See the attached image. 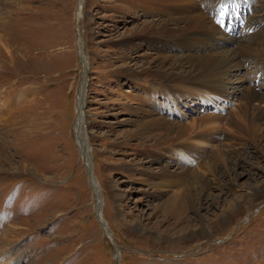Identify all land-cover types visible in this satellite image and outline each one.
I'll list each match as a JSON object with an SVG mask.
<instances>
[{"label": "rangeland", "instance_id": "rangeland-1", "mask_svg": "<svg viewBox=\"0 0 264 264\" xmlns=\"http://www.w3.org/2000/svg\"><path fill=\"white\" fill-rule=\"evenodd\" d=\"M78 4L0 0V264H264V156L255 148L264 140L244 137L219 152L212 138L228 144L237 136L225 122L238 120L239 103L189 84L226 49L245 57V75H225L222 84L264 83L257 51L231 43L264 41V0H84L80 19ZM237 8L244 13L230 14ZM213 27L231 38L201 50L218 37ZM81 57L88 165L76 132ZM255 106L264 114L263 104ZM205 116L214 120L206 133L212 142L201 134L188 142L216 153L217 177L166 144L153 146L156 136L143 130L162 119L199 133L204 127L194 124ZM85 166L101 190V219L118 258L95 218ZM178 167L188 190L154 177ZM225 214L230 220L218 226Z\"/></svg>", "mask_w": 264, "mask_h": 264}, {"label": "bare ground", "instance_id": "bare-ground-1", "mask_svg": "<svg viewBox=\"0 0 264 264\" xmlns=\"http://www.w3.org/2000/svg\"><path fill=\"white\" fill-rule=\"evenodd\" d=\"M83 4H84V0H79L78 9L76 11L77 15H78L77 17L79 19L82 16ZM243 4H244L245 10H247V11H248V9L250 10L251 4L250 5H248V4L245 5V3H243ZM240 9H242L241 12L244 13L243 8H237L235 10L233 9V11L231 13L229 11V13L235 15L234 12L237 13V11ZM1 16H2V14H0V22H3L2 21L3 18ZM237 17L238 18L235 21H237L240 18V15H237ZM262 17H264V14ZM262 20H263V18H262ZM233 23H232V25H233ZM187 25H188V27H190L191 23H187ZM247 25L251 26V24H247ZM190 28H192V27H190ZM257 30H258V28H257ZM260 31H261L260 37H262L264 35V32H263L264 31V25H262V24L260 25ZM213 32H214V34L218 35V37L217 38H216V36H215V38L213 37L214 39H212V42L210 40V42L208 44L209 46H207V45L201 46L200 47L201 50L206 49L208 51L210 49V47H211V50L215 47L220 48V47H222V45H220L219 43H222V41H226V40H224V38H226V37L231 38L230 35L226 36L220 30L216 29V31H215L214 27H213ZM256 35L257 34H255V36ZM210 37H212V36H210ZM205 39H206L205 35L198 36V37L193 39L192 45H194V46L200 45V43H202L203 40H205ZM214 40H217V41L213 42ZM263 40H264V36H263ZM239 41L241 42L240 49L245 48V51L247 54H249V52H253L252 49L257 51V53L259 55V59L257 60L258 61L257 65H260V62L262 64L264 63V41L260 42V44H259L260 47H259V45H257V47L252 46L250 44L252 39L246 40L245 38H233L231 43H233V42L236 43V45H235V47H236ZM226 51H227V53L223 54L224 55L223 57H225V58L221 59V60H216L217 58L215 59L214 57H210L208 55L209 56L208 59H211V61L208 62L209 65H207L205 67V69H203L202 74L199 72L201 75H198V76L195 75V78L193 76L194 80H192L191 82L186 81V79H184L183 77H182L183 79H181V81H182V83L189 82L190 87H193V89H194L193 91H196L197 94L207 92V94H210V95H218V97H223V98H227L230 100H237L238 101V103H239L238 109H240L239 110L240 116L238 117V120H236L230 116L229 119L226 120V122H225L226 125L228 124L235 131L237 129V131H238L237 136L232 137L233 141L232 142L230 141V143L227 142L228 144H224L222 142L224 140V137L222 135L218 134V135L214 136L212 139L214 140V142H216L218 144L217 149H219L220 147H222V149L224 147L231 149V148H233L232 147L233 145H236L237 143L244 141L246 137H248V139H250V140L252 139V141H256V142H258L257 140H260V144H261L262 141L264 140V134L260 133V137H259V134H257L259 131V128H257V127L259 126L260 123H262V122L264 123V114L259 109V107L255 106V104H258V105L263 104L264 105V95L262 94V91H261V88H264V83L260 82V81H255L256 80V77H255L253 79L245 81L246 84L241 86V87H238V88H228L225 86L226 82L224 84H222L221 78L225 77V75H229V76L233 75L235 77L238 76L240 78H242V75L243 76L245 75V74L241 73L242 71H244V70H242V63L241 62L245 59V57L243 60H240L237 57L238 55L235 54L236 50L234 51L232 49H230V50L226 49ZM201 53L204 56L205 53H203V52H201ZM221 53H223V50ZM221 53H217L215 56L219 57V55H221ZM78 55H80V54H78ZM248 56L246 58H248ZM261 57H262V59H261ZM82 61L84 62L85 60L82 59V57H81V62ZM82 67H83V70L85 71L86 70L85 62L83 63ZM181 68H182V66H181ZM239 71H241V72H239ZM257 72H260V70H257ZM257 75H260L262 81H264V76H262L261 73H259ZM167 90H168V95L172 94L174 92V90L170 89V88H168ZM193 91L190 93L191 95L194 94ZM77 94H78V97H77L78 117H77V124H76V129H77L76 132H77V137H79L78 142L80 144V149H81V152L83 155V159L85 160V164L88 165L89 164L88 148L86 147V144L83 142V139H84L83 138V136H84V134H83L84 133L83 132V117L84 116L82 114L83 112H82V89H81V85H80L79 92ZM257 111H260L261 113L258 112L259 113L258 114ZM217 119H221V118L217 117ZM212 121H214L212 119V116H205L204 118H201L199 122H196L198 124H194V125H195V127H204V128L201 129L199 131V133L193 132V134H190V133L187 134V132L185 131L184 128H180L182 126L178 127V126L174 125L175 127H173V125H172L173 123H171L169 121H163L162 119H158V122L149 121L150 123L148 122V124L145 125L143 130H144L146 135L154 133V135L156 136V139L153 138V140H154L153 146L159 145V146L163 147V145L166 144L165 145L166 147H168V148L170 147L174 151L178 152L179 156H183L186 159L193 160L196 163V165L198 164L201 167V169L203 168V171L205 170L207 174H209L213 177H217L219 173H217L214 169V166L218 162V160H217L218 157L216 156V153L212 152L211 154H206V150L204 148H197L194 145H192L190 142H188V139H191L192 135H194V134L200 135L201 134V137L198 138L200 141H204V143L205 142L211 143L212 141L208 140L207 131H208V126L210 125L209 123H211ZM163 122H165L167 124L164 125V124H162ZM260 127H261V124H260ZM192 128H193V126H192ZM260 130H262V129L260 128ZM251 131H253L252 134H251ZM255 132H256V135L254 137L253 135L255 134ZM238 135H240V136H238ZM218 137H221L220 141L215 140ZM147 138H148V136H147ZM1 141H0V143H2ZM254 145H255V142H254ZM261 146H264V143L261 144ZM255 148H256V150H259L260 153L264 156V147L259 148L258 143H257ZM176 152H174V153H176ZM219 152H221V149H219ZM228 160L229 159L226 158V161H228ZM187 165H189V164L187 163ZM177 169H178V172L177 171H171L169 169L168 170L164 169L163 170L164 172L162 171L163 172L162 174H160L158 176H154V177H155V179L161 178V182L163 179L164 182L166 183L167 187L172 188V189H176V191H177V189H183L184 191L188 190L190 185L187 184L188 181L186 180V177H185L187 175V173H186V171H183L184 167H178ZM88 170H89L88 174H90V175H88L89 185L92 187L94 194L96 195V200H97V203H96L97 207L95 206V208H94L95 214H97V216H98L97 218L102 220L101 219L102 215H101V211H100V197H101L102 193H101V190L99 188V185L96 183L94 178H92V175L90 172L91 169L88 168ZM190 177H192V176H190ZM229 220H230V216L225 214V215H223V217L217 219V221H218L217 224H218V226H223ZM4 264H6V263H4ZM12 264H15V263L13 262Z\"/></svg>", "mask_w": 264, "mask_h": 264}, {"label": "water", "instance_id": "water-1", "mask_svg": "<svg viewBox=\"0 0 264 264\" xmlns=\"http://www.w3.org/2000/svg\"><path fill=\"white\" fill-rule=\"evenodd\" d=\"M85 81H86V71L84 73V75L82 76V84H81V89H82V107H83V98L85 96ZM75 111L77 112V107L75 108ZM76 114V113H75ZM76 116V115H75ZM77 140L79 141V137H77ZM76 141V140H75ZM86 167V166H85ZM90 169V168H89ZM86 172H87V176L90 175L88 174L89 173V170H88V167H86ZM96 203V202H95ZM94 212H95V209H94ZM95 214V213H94ZM97 214H95V218L96 220L98 221L99 225L101 226V228L103 229V232L105 234V236L107 237V239L113 244V249L115 250V253H116V258H118L119 256V249L114 245V243L112 242L111 240V234L106 226V224L104 223L103 220H100L99 218H97Z\"/></svg>", "mask_w": 264, "mask_h": 264}]
</instances>
